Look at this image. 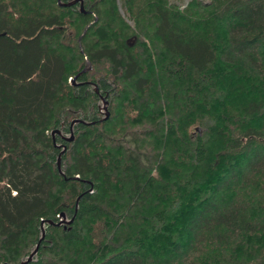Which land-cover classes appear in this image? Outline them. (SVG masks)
<instances>
[{
    "label": "trees",
    "instance_id": "trees-1",
    "mask_svg": "<svg viewBox=\"0 0 264 264\" xmlns=\"http://www.w3.org/2000/svg\"><path fill=\"white\" fill-rule=\"evenodd\" d=\"M37 245L264 264V0H0V264Z\"/></svg>",
    "mask_w": 264,
    "mask_h": 264
},
{
    "label": "water",
    "instance_id": "water-1",
    "mask_svg": "<svg viewBox=\"0 0 264 264\" xmlns=\"http://www.w3.org/2000/svg\"><path fill=\"white\" fill-rule=\"evenodd\" d=\"M58 2H60V0H58ZM83 9V7H82V5H81V10ZM84 70H82V72H83ZM71 82H74V78H72L71 79ZM108 116V113H106V115H105V117H107ZM73 138V136H71V138L70 139H72ZM38 250V245L36 246V248L34 249V251L29 255V257L27 258V260L26 261H24V262H20L19 264H26L29 260H30V258H31V256L36 252Z\"/></svg>",
    "mask_w": 264,
    "mask_h": 264
},
{
    "label": "rangeland",
    "instance_id": "rangeland-1",
    "mask_svg": "<svg viewBox=\"0 0 264 264\" xmlns=\"http://www.w3.org/2000/svg\"><path fill=\"white\" fill-rule=\"evenodd\" d=\"M189 0H170V2L180 5L181 7L185 6Z\"/></svg>",
    "mask_w": 264,
    "mask_h": 264
}]
</instances>
